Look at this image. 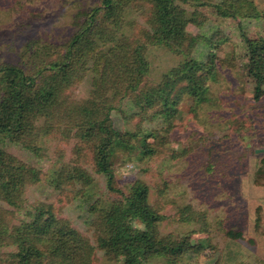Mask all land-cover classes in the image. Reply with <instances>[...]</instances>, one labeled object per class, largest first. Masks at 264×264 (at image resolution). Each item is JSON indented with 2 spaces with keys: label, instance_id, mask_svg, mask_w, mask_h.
Returning a JSON list of instances; mask_svg holds the SVG:
<instances>
[{
  "label": "trees",
  "instance_id": "1",
  "mask_svg": "<svg viewBox=\"0 0 264 264\" xmlns=\"http://www.w3.org/2000/svg\"><path fill=\"white\" fill-rule=\"evenodd\" d=\"M75 1L78 10L73 32L64 43L56 45L40 36L24 38L18 51L10 52L8 60H0V141L29 149L30 143L54 132L64 140L75 139L80 160L81 150L89 149L94 173L105 178L108 191L116 197L94 201L89 209L97 216L95 247L70 223L57 218L52 206L34 207L26 214L29 219L19 225L10 222L11 210L0 207V247H16L7 263L94 264L95 251L113 264H146L155 257L172 264L189 254L197 255L206 244H193L188 236L173 238L159 233L165 217L149 204L146 185L137 182L127 194L115 187L116 156L137 150L142 158H148L157 151L148 143V139L154 140L151 132H122L113 126L111 112L116 107L112 104L130 100L141 115L160 106L163 110L159 114L167 116L183 97H192L197 104L204 102L209 91L206 82L216 73V65L214 60L202 66L190 59L193 38L188 39L185 31L190 22L187 7L191 2L199 6L212 4L219 17L236 20L258 18L257 5L254 0ZM127 12L141 17L147 26L139 41L131 35L134 21L126 17ZM244 43L248 51L244 71L254 84L253 100L259 102L264 96V61L256 54L264 53V37H244ZM148 44L173 48L189 59L163 74L157 85L147 84ZM86 77L92 87V100L102 107L92 109L62 101L63 94ZM208 148L215 147L210 143ZM261 156L254 174L257 187H264ZM47 174L46 180L55 189L82 182L85 188L93 184V177L80 165H64ZM34 178L33 169L0 148V203L15 211L23 209L26 184ZM255 212V228L260 233L264 218L259 207Z\"/></svg>",
  "mask_w": 264,
  "mask_h": 264
},
{
  "label": "rangeland",
  "instance_id": "2",
  "mask_svg": "<svg viewBox=\"0 0 264 264\" xmlns=\"http://www.w3.org/2000/svg\"><path fill=\"white\" fill-rule=\"evenodd\" d=\"M63 1L0 0V60H8L10 52L18 51L24 38L40 36L56 45L64 43L73 32L78 5L75 0L69 4ZM254 3L260 13L255 19L221 18L212 4L191 2L187 7L190 22L185 31L188 39L193 38L190 59L202 66L214 60L216 65V73L206 82L209 91L204 102L197 104L192 97H183L167 116L159 114L163 110L160 106L141 115L130 100L112 104L116 107L111 112L113 126L122 132H151L154 140L148 139V143L157 151L148 158H142L137 150L116 156L115 187L127 194L135 183H143L149 190V204L165 217L158 227L162 236H188L193 244H206L201 253L172 264H264L263 220L262 232L255 228L258 207L264 218V190H257L254 184L264 155L255 153V149H264V96L259 102L253 100L254 84L244 71L248 61L244 37H264V0ZM126 17L134 21L131 35L139 41L147 26L133 13L127 12ZM146 49L149 71L144 80L153 86L162 81L163 74L189 59L169 47L148 44ZM256 58L264 61V53H257ZM91 96L86 77L67 90L62 101L92 109L102 107ZM77 143L55 132L39 137L29 149L1 140L0 148L33 169L36 178L26 184L23 209L15 211L2 203L0 207L11 210L10 222L19 225L29 219L26 214L34 207L52 206L57 218L70 223L95 247L97 216L89 209L94 201L116 196L108 191L105 178L94 173L89 149L81 150L80 160ZM210 143L214 150H209ZM64 165H80L93 177V184L85 188L82 182L55 189L46 180L47 173ZM15 251L12 245L0 247V264H9ZM106 263L102 253L95 251L94 264ZM146 264L167 263L155 257Z\"/></svg>",
  "mask_w": 264,
  "mask_h": 264
},
{
  "label": "water",
  "instance_id": "3",
  "mask_svg": "<svg viewBox=\"0 0 264 264\" xmlns=\"http://www.w3.org/2000/svg\"><path fill=\"white\" fill-rule=\"evenodd\" d=\"M255 153H264V149H255Z\"/></svg>",
  "mask_w": 264,
  "mask_h": 264
},
{
  "label": "crops",
  "instance_id": "4",
  "mask_svg": "<svg viewBox=\"0 0 264 264\" xmlns=\"http://www.w3.org/2000/svg\"><path fill=\"white\" fill-rule=\"evenodd\" d=\"M253 187H256V186H254L253 185ZM257 188V190H264V187H256ZM260 188V189H259ZM264 193V192H263Z\"/></svg>",
  "mask_w": 264,
  "mask_h": 264
}]
</instances>
